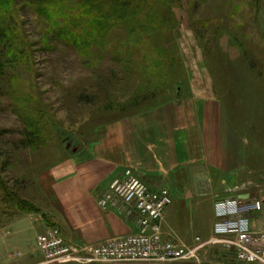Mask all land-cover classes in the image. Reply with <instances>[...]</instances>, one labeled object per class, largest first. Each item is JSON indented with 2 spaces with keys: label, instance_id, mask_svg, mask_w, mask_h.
I'll return each instance as SVG.
<instances>
[{
  "label": "rangeland",
  "instance_id": "obj_1",
  "mask_svg": "<svg viewBox=\"0 0 264 264\" xmlns=\"http://www.w3.org/2000/svg\"><path fill=\"white\" fill-rule=\"evenodd\" d=\"M143 2L136 1V19L149 8L163 16L154 24L164 30L161 52L166 49L171 64L157 71L148 57L158 54L144 45L142 51L130 46V61L119 39L84 49L56 37L62 13L53 0L0 1V170L16 193L0 184V264H79L44 263L35 241L45 229L32 238L25 219H52L51 167L115 119L177 97H216L241 132L264 142V0ZM73 18L62 24L72 27ZM140 60L146 65H131ZM148 65L154 70L145 72ZM210 215L204 211L203 226ZM20 217L24 230L5 228ZM25 234L31 237L21 244ZM206 256L215 264H242L221 244Z\"/></svg>",
  "mask_w": 264,
  "mask_h": 264
},
{
  "label": "crops",
  "instance_id": "obj_2",
  "mask_svg": "<svg viewBox=\"0 0 264 264\" xmlns=\"http://www.w3.org/2000/svg\"><path fill=\"white\" fill-rule=\"evenodd\" d=\"M126 168L152 187L170 189L174 202L165 211L163 228L182 243L210 237L215 203L222 199L258 200L261 209L251 222L264 231V142L240 131L222 99L177 97L106 124L95 139L51 167L49 222L79 246L130 233L132 227L116 211L98 204ZM204 211L211 215L203 226ZM38 216L25 219L32 238L38 227H50ZM13 221L5 228L25 229L21 217ZM21 236V244L31 237Z\"/></svg>",
  "mask_w": 264,
  "mask_h": 264
},
{
  "label": "built area",
  "instance_id": "obj_3",
  "mask_svg": "<svg viewBox=\"0 0 264 264\" xmlns=\"http://www.w3.org/2000/svg\"><path fill=\"white\" fill-rule=\"evenodd\" d=\"M173 202L168 187H152L126 168L110 182L98 204L116 211L132 227L130 233L79 246L69 242L58 227L50 226L37 236L35 249L42 253L44 263L215 264L208 261L206 251L221 244L223 252L233 253L242 264H264V231L256 230L251 222L261 209L258 200L216 201L212 234L206 239L197 236L191 244L164 232L165 211Z\"/></svg>",
  "mask_w": 264,
  "mask_h": 264
},
{
  "label": "trees",
  "instance_id": "obj_4",
  "mask_svg": "<svg viewBox=\"0 0 264 264\" xmlns=\"http://www.w3.org/2000/svg\"><path fill=\"white\" fill-rule=\"evenodd\" d=\"M53 1L55 2L54 7H57V4L59 5L58 10L61 12L58 13H62L58 24L54 25L58 33V35H55L56 37L59 36L62 40H65L71 44L73 42L75 45H79L84 49H91L95 46L103 45L105 42L109 44L111 41L119 39L120 44L123 45V47L120 49L125 51L126 56L130 58V61L134 59V57H131V53L134 52L130 46H135L137 49L142 51L140 46L144 45L145 49H147L150 53L156 52L158 54L157 56L153 55V57H151L149 55L150 57H148L153 58V65L156 67V71L162 69L167 64H171L169 63L170 57L167 55L166 49L161 52V49L164 48L162 47L164 44V30L161 26H156V24H154L155 22H159L161 12L155 10V8H149L150 11L145 13L146 18H141L140 20L136 19V14L139 12L140 8L136 1H138V3L139 1H142V3H144L143 1L146 0H73L76 1L73 8L67 6V0ZM54 10L56 11V9ZM75 14L76 17H74ZM2 15L3 14L0 13V20ZM71 18H73L74 22L72 27L67 26V24H62L65 21H70ZM87 18H91L90 20L92 24L88 22ZM161 18H163V16ZM120 29L122 31H120ZM122 33H127V37L120 39L119 36H122ZM141 56L137 59L142 60ZM141 60L137 62H131V65L136 69V64L146 65V62L143 60V63ZM144 67L145 66H143V68ZM151 67L152 65L145 68V72H148V70H154V67ZM150 108L137 111L135 113H129L124 116L143 112ZM1 173L2 172L0 170V184L4 188L6 187V193L8 195L16 194L4 182ZM17 201H19V199ZM18 203L20 205L25 204L27 206H31V204L25 203L23 199H20ZM33 211L35 210L33 209Z\"/></svg>",
  "mask_w": 264,
  "mask_h": 264
}]
</instances>
